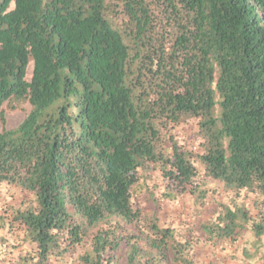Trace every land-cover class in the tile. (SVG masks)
Instances as JSON below:
<instances>
[{
	"label": "trees",
	"instance_id": "trees-1",
	"mask_svg": "<svg viewBox=\"0 0 264 264\" xmlns=\"http://www.w3.org/2000/svg\"><path fill=\"white\" fill-rule=\"evenodd\" d=\"M191 118L197 149L175 133ZM0 122V184L28 195L0 214L30 246L16 264L88 238L81 264H200L153 192L151 212L137 205L139 173L160 171L161 200H203L211 178L264 204V0H0ZM247 226L264 237L237 202L200 223L213 246Z\"/></svg>",
	"mask_w": 264,
	"mask_h": 264
},
{
	"label": "rangeland",
	"instance_id": "rangeland-1",
	"mask_svg": "<svg viewBox=\"0 0 264 264\" xmlns=\"http://www.w3.org/2000/svg\"><path fill=\"white\" fill-rule=\"evenodd\" d=\"M32 76V64L28 68L27 77ZM5 107V106H4ZM31 110L30 103H25L23 109L16 111L6 110L7 127L14 128L20 124ZM197 120L194 118L181 123L175 127V133L182 140L190 141L197 131ZM0 130L2 124L0 122ZM188 144L198 148V141H190ZM140 182L144 189L136 197L135 201L144 212H151L154 208L150 199L148 189L153 192L159 205L158 218L163 226H172L182 236L199 237L201 243L196 247L195 252L200 264H209L217 261L219 264H264V237L258 239L252 228L247 226L242 237L235 242L225 245L213 246L205 243V236L200 229V223L211 221L215 218L217 209L221 204L234 203L244 204L250 209L253 216L260 220L264 215V204L261 199L253 193L242 190L237 193L227 189L220 180L206 178L203 188L207 190L205 199L199 200L190 193L181 196L176 200H161L160 191L163 189V176L159 170L149 165L140 170ZM28 195L21 189L7 184H0V214H3L6 207L19 206ZM18 238L0 222V264H16L18 256L26 254L30 250L28 244H18ZM91 245L88 238L85 243L68 254L64 259L55 258L56 264H81L79 254L84 253ZM168 264V263H166Z\"/></svg>",
	"mask_w": 264,
	"mask_h": 264
}]
</instances>
